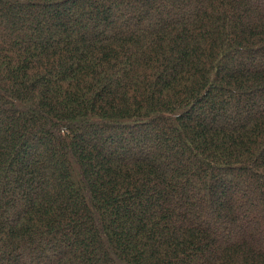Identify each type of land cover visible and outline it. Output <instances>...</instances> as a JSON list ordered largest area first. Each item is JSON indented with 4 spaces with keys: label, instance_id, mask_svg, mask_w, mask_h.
<instances>
[{
    "label": "trees",
    "instance_id": "1",
    "mask_svg": "<svg viewBox=\"0 0 264 264\" xmlns=\"http://www.w3.org/2000/svg\"><path fill=\"white\" fill-rule=\"evenodd\" d=\"M0 264H264V0H0Z\"/></svg>",
    "mask_w": 264,
    "mask_h": 264
},
{
    "label": "rangeland",
    "instance_id": "2",
    "mask_svg": "<svg viewBox=\"0 0 264 264\" xmlns=\"http://www.w3.org/2000/svg\"><path fill=\"white\" fill-rule=\"evenodd\" d=\"M151 144H152V145H156V142L152 140V142L150 143V145H151ZM152 145H151V146H152ZM245 190H248V188H245Z\"/></svg>",
    "mask_w": 264,
    "mask_h": 264
}]
</instances>
